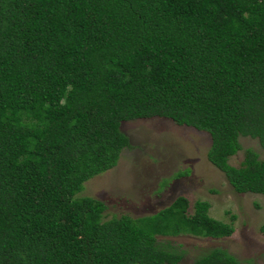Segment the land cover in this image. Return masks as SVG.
I'll return each instance as SVG.
<instances>
[{
    "label": "trees",
    "instance_id": "obj_1",
    "mask_svg": "<svg viewBox=\"0 0 264 264\" xmlns=\"http://www.w3.org/2000/svg\"><path fill=\"white\" fill-rule=\"evenodd\" d=\"M150 118L210 134L235 192L264 195V158L229 163L264 149V0H0V264H179L158 238H230L205 201L107 220L79 197Z\"/></svg>",
    "mask_w": 264,
    "mask_h": 264
},
{
    "label": "rangeland",
    "instance_id": "obj_2",
    "mask_svg": "<svg viewBox=\"0 0 264 264\" xmlns=\"http://www.w3.org/2000/svg\"><path fill=\"white\" fill-rule=\"evenodd\" d=\"M122 130L130 139V147L114 169L85 183L79 197L103 202L107 220L124 215L151 216L179 196L187 197L192 205L208 202L210 216L232 223L235 233L224 239L187 235L158 238L175 251L184 252L179 264H194L214 249L227 251L241 264H264V195L235 192L222 171L208 160L210 134L165 118L127 121ZM240 143L242 150L229 160L232 166H240L247 149L264 158L258 140L242 137Z\"/></svg>",
    "mask_w": 264,
    "mask_h": 264
}]
</instances>
